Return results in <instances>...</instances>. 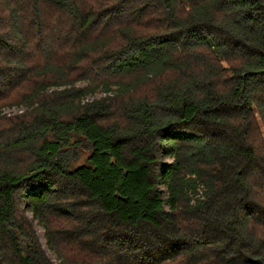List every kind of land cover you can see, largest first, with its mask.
Returning <instances> with one entry per match:
<instances>
[{"label":"trees","instance_id":"obj_1","mask_svg":"<svg viewBox=\"0 0 264 264\" xmlns=\"http://www.w3.org/2000/svg\"><path fill=\"white\" fill-rule=\"evenodd\" d=\"M2 2L0 97L38 67L20 6L37 37L44 4L84 32L123 25L73 53L107 80L37 82L32 119L2 132L0 264H264V0Z\"/></svg>","mask_w":264,"mask_h":264},{"label":"rangeland","instance_id":"obj_2","mask_svg":"<svg viewBox=\"0 0 264 264\" xmlns=\"http://www.w3.org/2000/svg\"><path fill=\"white\" fill-rule=\"evenodd\" d=\"M84 1L89 3V0ZM3 4L2 0H0V7H2ZM19 8L24 13V22L21 21V25L28 31L27 35L30 46V53L27 55L28 60L26 57L25 59L28 64L30 63V65L33 66L37 65L38 67L31 71L27 80L12 88L6 96L0 97V138L3 135L2 132L10 130L11 126L19 124L20 121L32 119L35 111L33 105L35 99H30L28 96L31 94L37 82L45 81V83H47L46 90L43 93H40L41 97L42 95L51 97L56 90L70 87L72 84L86 86L92 83L95 85L99 83L101 84V80H107L106 77L100 75L95 64L92 63V58L95 57V54L93 53L89 54V58L72 66L73 53L79 49L80 43L105 39L108 41V47L115 46L122 41L121 36L118 33V28L123 21H116L115 24L111 25L102 22V24L98 26L96 32H84L81 28L77 29L73 25L74 23L72 24V22H70V20L63 14L47 4H44L43 6V14L46 20L43 21V31L39 34L40 37H37V33H35V30L31 25L29 6L22 5ZM138 31L144 32L141 29H138ZM47 63L60 65L62 69L47 68L48 70L43 72L44 69H40V67L45 66ZM224 65H226V63H224ZM86 71L90 75V80L94 79L96 82H88L86 79H82L88 78L85 73ZM67 80H70L72 83L67 82ZM157 82L158 80L149 82L146 86L140 88L136 94L152 95ZM112 88L115 89L116 86H112ZM105 95L103 88L100 86L95 89L93 95H87L83 100L88 101L93 98L104 97ZM116 104H120V99L116 100ZM259 126L261 132H263L262 123H260ZM86 151V148L80 149L81 155L76 161L75 166H79L85 162V159L88 156V152ZM165 160L168 162L171 161L168 157H166ZM163 188L165 187L163 186ZM163 196L164 198H167L165 189H163ZM27 215L32 220L34 228L39 236V240L45 248L48 256L55 261V263H58L59 260L57 253L52 252L47 246L45 229L32 218L29 211L27 212Z\"/></svg>","mask_w":264,"mask_h":264}]
</instances>
